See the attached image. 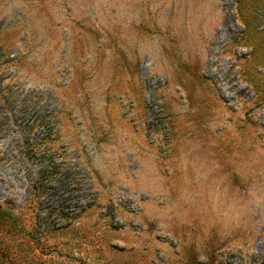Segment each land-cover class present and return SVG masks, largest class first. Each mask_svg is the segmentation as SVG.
I'll use <instances>...</instances> for the list:
<instances>
[{
    "label": "rangeland",
    "instance_id": "rangeland-1",
    "mask_svg": "<svg viewBox=\"0 0 264 264\" xmlns=\"http://www.w3.org/2000/svg\"><path fill=\"white\" fill-rule=\"evenodd\" d=\"M0 264H264V0H0Z\"/></svg>",
    "mask_w": 264,
    "mask_h": 264
}]
</instances>
